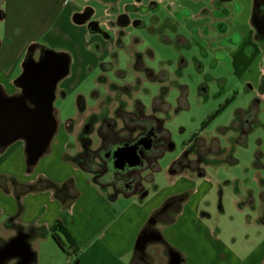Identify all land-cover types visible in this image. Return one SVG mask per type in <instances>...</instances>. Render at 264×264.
<instances>
[{
	"label": "crops",
	"instance_id": "1",
	"mask_svg": "<svg viewBox=\"0 0 264 264\" xmlns=\"http://www.w3.org/2000/svg\"><path fill=\"white\" fill-rule=\"evenodd\" d=\"M5 6L0 8L3 98L22 94L17 79L28 53L36 63L44 50L64 61L55 98L59 84L73 68L77 71L89 63L94 48L113 53L124 29L144 25L141 18L147 13L153 22H161V10L166 24L176 22L188 34L176 36L180 46L212 49L236 71H246L255 61L264 63V0H5ZM203 38L208 39V47ZM260 76L264 99V66ZM53 111L56 116L54 107ZM69 120L61 130L57 127L46 153L30 172L23 140L0 146V176L22 184L38 178L56 184L70 180L77 193L63 207L49 190L17 198L0 188V226L13 231L11 240L21 238L28 244V264H169L172 256L178 264H264L263 177L255 178V193L236 178L219 182L203 171V166H219L226 159H206L201 165V160L189 159L188 166L170 174L177 160L173 159L140 191L112 196L69 160L73 135ZM225 188H230L227 205ZM160 209L158 221L151 222ZM57 221L61 224L57 234L66 245L65 235L70 237L74 254L67 255L54 242ZM32 244L38 245L34 249ZM166 245L172 250L168 252Z\"/></svg>",
	"mask_w": 264,
	"mask_h": 264
},
{
	"label": "rangeland",
	"instance_id": "2",
	"mask_svg": "<svg viewBox=\"0 0 264 264\" xmlns=\"http://www.w3.org/2000/svg\"><path fill=\"white\" fill-rule=\"evenodd\" d=\"M30 7L36 10L33 4ZM0 8H7L5 0H0ZM164 14L161 10V22L157 23L152 21L151 13L144 14V25L124 29L122 44L118 38L113 53L104 54L94 48L89 63L84 62L77 71L73 68L72 75L59 84L53 107L60 130L70 119L73 135L69 157L84 154L85 148L92 152L91 163H87L88 154L84 158V163L95 171L89 175L112 196L139 191L147 180L157 177L159 172L152 171V164L146 169L143 159H153L162 147L167 150L157 160L160 169L173 159L181 163L197 158L200 165L206 159H226L219 166H203V171L219 182L236 178L240 186L245 183L257 193L255 178H264V99L259 94L264 63L255 61L246 71H236L228 59L218 58L212 49H202L200 44L179 46L176 36L188 34L176 22L166 24ZM202 42L208 47V39ZM141 65L145 70L140 69ZM159 96L162 110L155 112L153 101ZM136 102L143 105L151 121L125 117L134 112ZM224 104V109L202 130V123ZM108 119L114 120L122 140L107 148L98 132ZM239 120L246 129L244 135L228 129ZM156 121L160 123L157 127L152 124ZM163 130H167L169 142ZM125 136L130 141L123 140ZM126 146H135L136 158L118 164L114 152ZM230 159L233 164L228 163ZM182 166L179 164L178 169ZM168 172L172 174L170 169ZM229 192L230 188L224 189L226 205ZM12 234L0 226V248ZM13 262L19 264V259Z\"/></svg>",
	"mask_w": 264,
	"mask_h": 264
},
{
	"label": "water",
	"instance_id": "3",
	"mask_svg": "<svg viewBox=\"0 0 264 264\" xmlns=\"http://www.w3.org/2000/svg\"><path fill=\"white\" fill-rule=\"evenodd\" d=\"M45 60L42 65H30L24 75L21 95L3 98L0 94V146L23 140L30 164H35L46 153L57 129L53 111L54 89L65 65L55 54H48ZM114 153L118 164L123 160L131 163L136 158L135 146H126ZM19 257L22 259L19 264H28L31 258L30 248L21 238L0 248V264ZM169 264H178V261L172 256Z\"/></svg>",
	"mask_w": 264,
	"mask_h": 264
},
{
	"label": "trees",
	"instance_id": "4",
	"mask_svg": "<svg viewBox=\"0 0 264 264\" xmlns=\"http://www.w3.org/2000/svg\"><path fill=\"white\" fill-rule=\"evenodd\" d=\"M180 46V44H178ZM51 52L49 50H44L42 53H41V56H40V61L38 63H36L32 57H31V54L28 53L25 60H24V70H23V73L19 76V78L17 79V83L18 85L20 86H24V75L25 73L27 72V70L29 69L30 65L31 64H39L43 58H45L48 54H50ZM140 69H143V66L141 65V68ZM145 70V68L143 69ZM1 91V90H0ZM162 100V96H159L158 98L154 99L153 101V110L155 112L157 111H160L162 109H160V107L158 106V101H161ZM165 105V104H164ZM226 104H224L223 106H221L217 112L215 114H213L212 116H210L206 121H204L202 123V130H204L207 125L224 109ZM54 114H56V112L54 111ZM118 118H122V114H117ZM125 117H130V118H134V120H138V119H141V120H149L151 121L152 117L151 116H148L145 114L144 112V107L142 104L136 102L135 103V110L133 113H129V114H126ZM152 123V122H151ZM153 126L157 127L156 125H159L160 123L157 121L155 123H152ZM236 125H232L231 127H229L228 129H232V130H238L240 131L241 135H244L246 132L244 129V124L242 126V121H238V123H234ZM106 127H108L106 129ZM138 128V126H134V129L135 128ZM165 133H166V136H165V139L169 142V135H168V132L167 130H163ZM99 136L100 138H102V141H103V146L104 147H109V146H112V145H116L117 143L121 142L118 135L121 133V131H117L115 130V122L114 120L112 119H108V120H104L103 123L101 124V128L99 129ZM117 136V137H115ZM196 137V134L193 136V138ZM130 138H125L123 140H126V141H130L129 140ZM161 139V138H160ZM1 149V147H0ZM167 148L166 147H162L161 149H159L157 151V153H155V157L152 159V158H148V160H146V163H145V166H146V169H151V167L149 166V164H152V168L154 167V169L152 170L154 173L155 172H159V165H158V162L157 160L159 159V157L161 155L164 154V152H166ZM85 153L87 156H89L87 158L88 162L87 163H91L92 162V152H90L87 148H85ZM85 153L83 154H80V155H76L72 158H69V160L72 161V163H74V165H76L78 168H80L83 172L87 173V174H91L94 173L95 171H93V169H91L86 163H84V158H85ZM148 161V162H147ZM35 164H30L28 161H26V170L28 172H30L32 170V168L34 167ZM178 165H179V160L178 161H175L171 167H170V172L173 173V172H176L177 169H178ZM92 166H93V163H92ZM152 179V177L150 178ZM149 179V180H150ZM147 180V181H149ZM94 181V180H93ZM95 184L98 185L97 182L94 181ZM0 188L6 192V193H9V192H12L17 198L25 195V194H28V193H32V192H39V191H44V190H49L52 192L53 194V197L58 200L63 207H67L69 205V203L75 199V197L77 196V193L74 191V188H73V185H72V182L69 180L67 181L66 183L64 184H56L54 182H52L51 180L49 179H46V178H38L36 181H34L33 183H30V184H22L20 182H18L15 178H6L4 176H0ZM141 189V188H140ZM125 195V194H124ZM169 202L166 204L168 205ZM165 207V206H164ZM162 208V209H165V208ZM21 209V206L19 205V208H18V213H19V210ZM162 209H160L159 211L155 212L151 218V222H154V221H158V219L160 218L159 216L161 215V211H163ZM9 223L6 224V226H8ZM147 226H150V224H148ZM61 229V224L59 221L56 222L55 224V229L52 233V238L54 240V242L56 243V245L63 251L65 252L67 255H71V254H74L75 253V245L73 244L72 240L70 239V237L68 235H65V238H66V242L68 243L67 245L62 241V239L59 237V235L57 234V230ZM145 235V229L144 231H142V233L140 234V237H138V241ZM138 243V242H137ZM166 249L169 251H171L172 249L169 248L167 245H166Z\"/></svg>",
	"mask_w": 264,
	"mask_h": 264
},
{
	"label": "flooded vegetation",
	"instance_id": "5",
	"mask_svg": "<svg viewBox=\"0 0 264 264\" xmlns=\"http://www.w3.org/2000/svg\"><path fill=\"white\" fill-rule=\"evenodd\" d=\"M44 61H46L45 58H43V60H42L39 64H37V66L42 65V64L44 63ZM106 157H107V156H106ZM150 157H151V156H150ZM143 160H144V162L146 163V160H148V158H144ZM180 162H181V163H179L180 166H182V163H183L184 166H188V165H189V162L186 161V160H181ZM184 166H182V167H184ZM144 167H145V164H144ZM141 189H142V187H141ZM141 189H139V191H140ZM19 261H22V259H21L20 257H19Z\"/></svg>",
	"mask_w": 264,
	"mask_h": 264
},
{
	"label": "built area",
	"instance_id": "6",
	"mask_svg": "<svg viewBox=\"0 0 264 264\" xmlns=\"http://www.w3.org/2000/svg\"><path fill=\"white\" fill-rule=\"evenodd\" d=\"M260 97H261V93H260ZM262 98V97H261ZM263 99V98H262Z\"/></svg>",
	"mask_w": 264,
	"mask_h": 264
}]
</instances>
